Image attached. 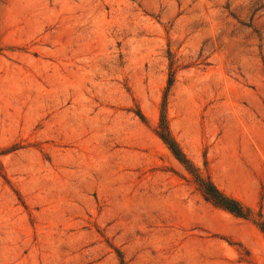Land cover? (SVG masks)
Here are the masks:
<instances>
[{
  "label": "rangeland",
  "instance_id": "1",
  "mask_svg": "<svg viewBox=\"0 0 264 264\" xmlns=\"http://www.w3.org/2000/svg\"><path fill=\"white\" fill-rule=\"evenodd\" d=\"M263 224L264 0H0V264H264Z\"/></svg>",
  "mask_w": 264,
  "mask_h": 264
},
{
  "label": "trees",
  "instance_id": "2",
  "mask_svg": "<svg viewBox=\"0 0 264 264\" xmlns=\"http://www.w3.org/2000/svg\"><path fill=\"white\" fill-rule=\"evenodd\" d=\"M171 83L172 78H170L169 80V86L171 85ZM159 128L160 130L158 131V137L161 139V141L167 146L171 154L180 163H182L183 165H187V160L185 156L170 136L164 121L161 122ZM196 178L199 184V190L206 200L212 202L214 205L220 208H223L224 210L235 215L236 217L244 219L249 217V213L246 209H244L237 201L222 194L210 181L201 179L199 177ZM261 230L264 232V224L263 227H261Z\"/></svg>",
  "mask_w": 264,
  "mask_h": 264
}]
</instances>
